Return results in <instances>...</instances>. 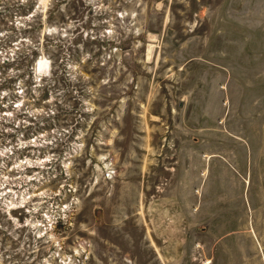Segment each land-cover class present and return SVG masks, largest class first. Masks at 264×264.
<instances>
[{
    "label": "rangeland",
    "instance_id": "374dc122",
    "mask_svg": "<svg viewBox=\"0 0 264 264\" xmlns=\"http://www.w3.org/2000/svg\"><path fill=\"white\" fill-rule=\"evenodd\" d=\"M0 264H264V0H0Z\"/></svg>",
    "mask_w": 264,
    "mask_h": 264
}]
</instances>
